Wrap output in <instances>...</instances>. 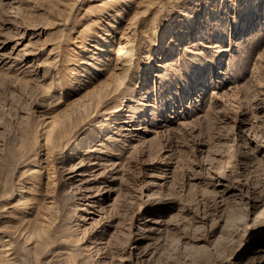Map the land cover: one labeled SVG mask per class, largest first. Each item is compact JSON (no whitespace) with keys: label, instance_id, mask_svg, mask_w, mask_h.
I'll use <instances>...</instances> for the list:
<instances>
[{"label":"rangeland","instance_id":"obj_1","mask_svg":"<svg viewBox=\"0 0 264 264\" xmlns=\"http://www.w3.org/2000/svg\"><path fill=\"white\" fill-rule=\"evenodd\" d=\"M258 248L264 0H0V264Z\"/></svg>","mask_w":264,"mask_h":264},{"label":"bare ground","instance_id":"obj_2","mask_svg":"<svg viewBox=\"0 0 264 264\" xmlns=\"http://www.w3.org/2000/svg\"><path fill=\"white\" fill-rule=\"evenodd\" d=\"M130 56V55H129ZM128 58H125L124 57V54H121L120 56H119V58H118V63H121L122 61H126ZM121 66V65H120ZM125 66V65H124ZM128 70L127 69H125V71L124 72H127ZM49 75V74H48ZM48 75H44V78L46 79H48ZM50 77V76H49ZM119 77V76H118ZM124 77V76H123ZM43 78V77H42ZM121 79H122V77H121ZM137 117H138V115H137ZM99 123V122H98ZM97 124V123H96ZM95 125V124H94ZM99 126H101V125H99ZM88 133L86 134V135H84L77 143H75L72 147H74L75 149H76V151H75V157H74V159H76L77 158V156H78V153H79V151L81 150V148L82 147H87L88 146V144H89V142H90V140H91V133H90V129L88 128ZM49 135V134H48ZM69 154V153H68ZM70 154H71V152H70ZM262 251H264L262 248H258L257 249V251L255 252V253H257V252H262ZM261 256V255H260ZM262 256H263V254H262Z\"/></svg>","mask_w":264,"mask_h":264}]
</instances>
